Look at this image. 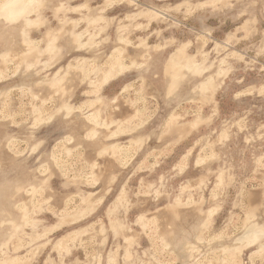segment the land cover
Wrapping results in <instances>:
<instances>
[{
	"label": "rangeland",
	"instance_id": "374dc122",
	"mask_svg": "<svg viewBox=\"0 0 264 264\" xmlns=\"http://www.w3.org/2000/svg\"><path fill=\"white\" fill-rule=\"evenodd\" d=\"M0 264H264V0H0Z\"/></svg>",
	"mask_w": 264,
	"mask_h": 264
},
{
	"label": "bare ground",
	"instance_id": "6f19581e",
	"mask_svg": "<svg viewBox=\"0 0 264 264\" xmlns=\"http://www.w3.org/2000/svg\"><path fill=\"white\" fill-rule=\"evenodd\" d=\"M189 133V132H188ZM181 249V248H180Z\"/></svg>",
	"mask_w": 264,
	"mask_h": 264
}]
</instances>
